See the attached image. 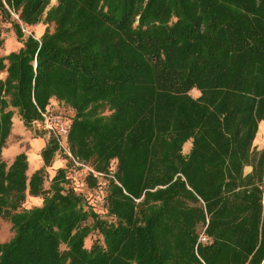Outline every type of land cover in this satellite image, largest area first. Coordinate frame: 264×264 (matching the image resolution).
<instances>
[{
  "label": "trees",
  "instance_id": "trees-1",
  "mask_svg": "<svg viewBox=\"0 0 264 264\" xmlns=\"http://www.w3.org/2000/svg\"><path fill=\"white\" fill-rule=\"evenodd\" d=\"M49 2L0 0V49L4 24L21 43L0 54V264H261L264 0ZM51 100L71 155L113 166L103 206L91 174L87 194L67 164L49 175V135L32 172L24 151L2 156L14 114L29 128Z\"/></svg>",
  "mask_w": 264,
  "mask_h": 264
},
{
  "label": "built area",
  "instance_id": "built-area-1",
  "mask_svg": "<svg viewBox=\"0 0 264 264\" xmlns=\"http://www.w3.org/2000/svg\"><path fill=\"white\" fill-rule=\"evenodd\" d=\"M58 103V102H57ZM40 119L38 121H33L31 125L40 126L47 135L54 139L57 150L56 153L63 154L65 157L78 168L82 169L87 175L91 174L96 177L98 180V189H95L91 203L97 206H103L105 203V181L106 177H113L112 167L110 168L109 173H103L94 170L90 165L75 159L69 150L68 145V135L70 129V114L69 111L64 108L61 109L59 106L55 105L52 100L46 105L43 110L39 109ZM261 217L264 220V180L261 184ZM199 240L201 242L205 241L206 238L201 233Z\"/></svg>",
  "mask_w": 264,
  "mask_h": 264
},
{
  "label": "rangeland",
  "instance_id": "rangeland-1",
  "mask_svg": "<svg viewBox=\"0 0 264 264\" xmlns=\"http://www.w3.org/2000/svg\"><path fill=\"white\" fill-rule=\"evenodd\" d=\"M55 3V0H50L49 4L47 5L48 9L52 4ZM46 28V24L43 22L38 23L37 25H35L32 29H27V28H23V32L25 34L31 33V31L33 32L34 36L38 37L39 35L42 34V32L44 31V29ZM2 31V37L4 39L3 42V47L0 49V54L4 55L7 54L9 51H13V50H17L21 43L19 41H17L16 36L14 34V31L12 30V28L9 26V24H4L1 28ZM2 75V74H0ZM190 94L193 97H196L199 95V92L196 89H192L190 91ZM52 102H54L55 105L59 106L61 109H64L65 106L61 103H57L56 100H52ZM15 123H17V117L14 118L13 120ZM263 122V121H262ZM261 122V123H262ZM260 123V124H261ZM30 130H32L35 134L37 135H43L45 134V136L47 135L45 133V131L37 125H30ZM34 134V135H35ZM47 137V136H46ZM8 156L12 154V149H10L8 147ZM188 151V142H186L183 145L182 148V152L183 153H187ZM54 159H58V160H63L64 164H67L69 167V177L71 178V185L77 190V191H82L83 193L87 194V190H86V184L84 182V177L87 175L85 172H83L82 169L76 167L70 160L69 158L65 157V155L63 154H56L53 156L52 161H54ZM52 161H51V165L52 166ZM31 165V163H30ZM49 166V167H50ZM29 170L32 169L31 166H29L28 168ZM50 175V174H49ZM49 182V176L46 178L44 184L45 186L48 185ZM38 199V200H36ZM41 204V199L37 198V197H32V196H27L25 202H24V207H32V206H38ZM12 234V231L10 229V223L8 222L7 219H5L4 217L0 216V241H4L10 238Z\"/></svg>",
  "mask_w": 264,
  "mask_h": 264
},
{
  "label": "crops",
  "instance_id": "crops-1",
  "mask_svg": "<svg viewBox=\"0 0 264 264\" xmlns=\"http://www.w3.org/2000/svg\"><path fill=\"white\" fill-rule=\"evenodd\" d=\"M1 74L2 75H0V77H3L4 73H1ZM15 117H17V121H16L17 123L13 121ZM260 123L258 125V130L256 133V137L254 139V145L258 149L264 147V125H263V129L261 127L262 123L264 124V121L261 124ZM34 134L35 133L32 130H30V128H26L23 125L19 116L17 114H14V116L12 117V130L8 137L7 146L2 149V152H1L2 156L7 161H10L12 160L13 156L16 153H18L19 151H24L27 154L29 166L32 167V169L29 170V172H32L33 170L41 167L43 164V161L40 156V152L42 148L45 146L46 136L45 134L43 135H37V134L34 135ZM187 142H188V151H189L191 142L190 141H187ZM8 147L12 149L13 151L12 154L9 156L7 154L9 152ZM56 154L57 153H55L54 155ZM52 163H53L52 166L47 168L50 175L54 173L56 168L64 166L63 160L54 159ZM250 170H251V166H246L244 168V173H248L250 172ZM261 264H264V260L262 261Z\"/></svg>",
  "mask_w": 264,
  "mask_h": 264
},
{
  "label": "bare ground",
  "instance_id": "bare-ground-1",
  "mask_svg": "<svg viewBox=\"0 0 264 264\" xmlns=\"http://www.w3.org/2000/svg\"><path fill=\"white\" fill-rule=\"evenodd\" d=\"M263 125H264V124L262 123V125H261L262 129H263ZM261 131H262V130H261ZM262 134H263V133H262Z\"/></svg>",
  "mask_w": 264,
  "mask_h": 264
}]
</instances>
